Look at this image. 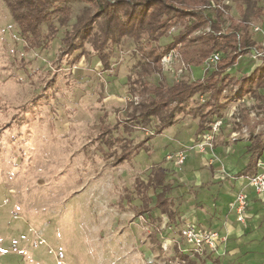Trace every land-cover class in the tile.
Here are the masks:
<instances>
[{
	"label": "rangeland",
	"instance_id": "obj_1",
	"mask_svg": "<svg viewBox=\"0 0 264 264\" xmlns=\"http://www.w3.org/2000/svg\"><path fill=\"white\" fill-rule=\"evenodd\" d=\"M257 2L264 10V0ZM224 3L229 6L226 14L243 19V0ZM70 6L67 26H61L57 16L53 25L58 32L28 45L0 0V264H231L226 255L193 254L181 236L188 224L216 229L206 219L188 222V210L200 212L201 206L199 186L189 177L210 170L214 182L205 185L235 189V175L251 159L249 145L264 143V99L244 97L239 84L226 81L218 116H205L207 130L198 132L203 114L212 106L196 112L210 98L204 94L194 97L176 127L162 135L152 136L155 122L127 132L130 103L141 102L138 95L132 96L133 84L141 91V81L158 85L162 76L169 85L192 82L216 69L210 60L190 66L182 56L202 48L196 39L210 29L193 33L194 43L174 49L180 55L174 61L175 73L163 69L162 75L142 78L141 49L169 45L183 27H173L158 43L147 35L140 45L132 37L123 38L115 46L111 70H104L90 43L66 54L63 40L91 4L78 1ZM246 23L264 52V12L248 16ZM224 26L227 29L230 22ZM258 26L261 31L255 32ZM43 31H49L48 24ZM254 51L226 73L235 80L250 75L259 65ZM216 121L222 125L213 135L209 124ZM143 141L146 148L131 162L115 163L127 142L135 146ZM180 155L185 156L183 164ZM223 157L233 159L231 166ZM158 168L165 170V185L170 187L166 197L173 220L156 206V193L162 190L153 189L151 181ZM258 251L264 252V246ZM251 261L244 254L233 264Z\"/></svg>",
	"mask_w": 264,
	"mask_h": 264
},
{
	"label": "trees",
	"instance_id": "obj_2",
	"mask_svg": "<svg viewBox=\"0 0 264 264\" xmlns=\"http://www.w3.org/2000/svg\"><path fill=\"white\" fill-rule=\"evenodd\" d=\"M16 24L19 26L26 43L37 45L36 41L41 36L49 40L50 35L57 33L53 20L59 16L61 26H67L70 20L71 2H85L91 4L83 15L78 17L72 31L67 32L63 44L66 54L83 49L86 43H90L97 56L101 60L104 70H111V58L115 46L119 45L123 38L132 37L135 42H142L147 35L151 42L158 43L162 38L169 37L173 27L180 24L183 29L173 38L172 43L166 46L141 49V77L150 76L153 73L162 75L161 61L163 56L176 49L179 45L194 43L190 36L200 30L209 28L210 32L201 35L196 40L202 43V48L192 53L183 52L182 56L190 66L200 67L215 53H221L222 57L214 71L204 79L196 81H180L175 85H169L162 76L161 82L151 84L141 81V91L131 87L132 96L138 95L141 102L136 105L130 103L133 108L129 119L125 123V130L132 132L136 128L146 129L152 122L156 123L152 136L162 135L164 131L179 122L180 114L186 112V106L197 95H209L196 112H204L212 106L209 113L203 114V120L198 132L208 129L205 116L211 115L213 120L218 116L222 105L220 98L225 90V82L239 84L243 94H251L259 97V90L264 88V62L250 75L240 80L232 79L227 70L236 66L241 57L247 56L251 49H261L253 38L247 22L248 16L261 17L264 10L258 6L257 0H243L240 12L243 19L237 20L226 14L229 6L224 2L229 0H3ZM215 5V7H213ZM211 10L213 16L208 13ZM230 22L226 29L225 24ZM100 23L97 30L96 25ZM49 25V31H43V25ZM35 40V42L33 41ZM52 37L50 38V41ZM27 45V46H28ZM34 47V46H33ZM161 50V51H160ZM211 120V121H212ZM153 137H149L152 139ZM148 139V140H149ZM111 140V139H110ZM126 144L115 163L126 164L131 162L141 150L145 149L146 142L138 145ZM109 146L113 142L108 141ZM252 152L249 165L238 176H245L254 172L258 157L263 154L264 143L255 141L249 147ZM166 174L163 168H158L152 177V187L156 193V206L170 219L175 218L166 193L170 190L165 185ZM150 200V199H149ZM149 202L147 203V207ZM179 257L188 260L189 257L180 254Z\"/></svg>",
	"mask_w": 264,
	"mask_h": 264
},
{
	"label": "crops",
	"instance_id": "obj_3",
	"mask_svg": "<svg viewBox=\"0 0 264 264\" xmlns=\"http://www.w3.org/2000/svg\"><path fill=\"white\" fill-rule=\"evenodd\" d=\"M261 64L262 63H259V65L253 69L252 73ZM204 78L205 77L203 76L201 79ZM261 90H264V88H261L259 90V97H254L251 94H244V97L247 95H251L252 99L256 98L263 100L264 93H261ZM176 125L168 129H173L176 127ZM235 140L238 141L237 139ZM253 144L254 143H251L249 147ZM251 156H252V152H251ZM223 160L225 163H227L228 166L229 164L231 166V162L233 159L229 160V158L223 157L222 161ZM259 160L264 161L263 154L260 157H258L257 162ZM250 161L251 159L249 160L248 163H250ZM255 172H256V168L252 174H254ZM239 173H237L234 177V180H236V182H234L235 189L229 188V185H225V186L223 185L222 187L217 189H216L217 187L216 185H210V186L205 185L206 183L212 182L214 179L213 173L210 170H198L195 171L194 173H191L189 178L193 179L196 185L199 186L196 190L199 192L198 194L200 196L199 201L201 202L200 203L201 206H200V212H196L191 209L188 210V222L197 223L199 222V220L206 219L208 225H212L216 227V229L214 230L219 231L221 236L227 237L228 239L227 243L220 248L218 255L219 256L226 255V257L228 258L230 257L231 264H233V260L235 258L242 257L244 256V254L245 255L247 254V258L252 259V261L248 262L247 264H259V263L264 264V252L258 251L261 245L264 246V194L261 195L258 194L253 187L247 185L248 183H246V179H245L246 175L239 177L238 176ZM252 174H248V175H252ZM217 176L218 174L216 173L215 178ZM225 184L228 183L225 182ZM240 191H244L247 194L249 200L248 211H247L248 214L247 226H244L238 222L237 215L234 209L231 208L232 203L236 198V195ZM189 204L190 203H188V205ZM202 207L208 210H203ZM236 264H242V263L238 262Z\"/></svg>",
	"mask_w": 264,
	"mask_h": 264
},
{
	"label": "built area",
	"instance_id": "obj_4",
	"mask_svg": "<svg viewBox=\"0 0 264 264\" xmlns=\"http://www.w3.org/2000/svg\"><path fill=\"white\" fill-rule=\"evenodd\" d=\"M213 7H215V5H213ZM254 31L260 32L261 27H256ZM252 50H255L254 58L258 61V63H263L264 52L256 48L251 49V51ZM179 56L180 55L174 50L166 53L161 61L163 69L175 73L174 61ZM220 59L221 53H215L208 60L217 64ZM137 100V97H133V101L136 102ZM209 125V128L214 135L215 132H217L221 128L222 121H216ZM213 135H211L210 138L207 140H212ZM204 146L205 144L202 145L201 151L205 150ZM178 162L180 164H183L185 162V156L180 155ZM245 179L248 180L249 186L253 187L258 194H264V161L259 160L256 165V172L252 175H246ZM248 205L249 200L245 192H239L236 196V200L233 207L235 208L238 222L244 226H247ZM181 236L189 245L192 246V253L195 255H202L205 251H210L211 253H218L220 251V248L224 244H226L228 240L227 237L221 236L220 232L217 230L202 229L193 224H188L187 226H185L181 230Z\"/></svg>",
	"mask_w": 264,
	"mask_h": 264
}]
</instances>
